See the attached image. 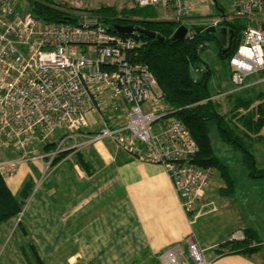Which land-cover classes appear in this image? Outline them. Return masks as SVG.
<instances>
[{
	"label": "built area",
	"instance_id": "obj_1",
	"mask_svg": "<svg viewBox=\"0 0 264 264\" xmlns=\"http://www.w3.org/2000/svg\"><path fill=\"white\" fill-rule=\"evenodd\" d=\"M140 8L162 6L173 20L197 33L191 0H133ZM234 17L243 21L241 43L230 59L233 92L264 71V0H233ZM21 0H0V143L20 157L0 161V172L15 173L22 163L50 160L64 151L112 142L131 157L166 170L187 215L205 197L215 168L197 162L198 145L183 122L168 119L163 93L148 66L136 57L137 37L112 31L91 13L78 22L45 24L23 12ZM216 27V26H215ZM252 51L248 57L241 49ZM259 48V51L256 49ZM233 61H236L234 64ZM264 81V78L260 79ZM90 115L100 130L85 133ZM67 130L58 147L42 155L27 150ZM79 135L85 141L78 143ZM245 238L243 232L232 240ZM177 245L164 255L165 264H211L191 237L187 255Z\"/></svg>",
	"mask_w": 264,
	"mask_h": 264
},
{
	"label": "crops",
	"instance_id": "obj_2",
	"mask_svg": "<svg viewBox=\"0 0 264 264\" xmlns=\"http://www.w3.org/2000/svg\"><path fill=\"white\" fill-rule=\"evenodd\" d=\"M165 12L172 16L169 9ZM224 13L222 10L221 16ZM262 75L264 71L255 81L252 79L257 75L249 77V86L240 92L264 87ZM229 93L235 92L230 89L218 96ZM258 103L256 99L255 105ZM81 138L85 139L84 135L77 139ZM70 142L64 143L67 147L63 153L73 151L68 150L73 145ZM51 144L47 141L44 145L45 153L55 150L48 147ZM87 147L88 156H77L76 174L70 180L57 173L69 161L60 155L52 163L48 159L22 163L15 173L3 174L12 193L23 203L18 216L0 223V232L17 228L20 264H165V253L177 245L185 252L179 259L187 262L191 237L205 250L211 264H264L256 255L264 245L258 228L230 227L220 240L210 235L215 226L211 221L226 219L227 214L209 190L195 211L187 215L163 166L139 161L118 147L113 150L107 142ZM30 148L28 154L36 155L38 151ZM18 157L20 154L0 143V161ZM49 167L54 170L40 187ZM35 183H39L37 190L32 189ZM214 201L218 208L208 211ZM197 221L210 237L197 234ZM10 222L12 225H3ZM247 229L255 230L261 241L256 254H219L223 243Z\"/></svg>",
	"mask_w": 264,
	"mask_h": 264
},
{
	"label": "trees",
	"instance_id": "obj_3",
	"mask_svg": "<svg viewBox=\"0 0 264 264\" xmlns=\"http://www.w3.org/2000/svg\"><path fill=\"white\" fill-rule=\"evenodd\" d=\"M27 1L31 5V11L25 10L23 3L22 11L32 12L45 24H76L78 22V14L72 13L52 0ZM138 8L132 9L130 13L140 17L139 12L144 8ZM96 12L92 11V14L97 15L100 21L112 31H115L116 25L135 27L132 22H137L140 23V26L135 29L141 28L156 33V38L141 35L138 31L131 34L137 37L136 57L148 66L158 81L163 93V104L167 109L166 118L183 122L195 139L198 145L197 162L201 166L223 169L226 172L225 177L229 186L233 189V180L227 174L226 167L215 155L211 144L210 131L215 126L225 142L242 148L245 153V163L250 170H254L251 171V174L254 175L255 158L249 147L246 146L244 136L250 140L253 137L259 139L263 137L261 132L264 129V93L258 95L259 103L257 105L252 99L237 97L233 110L236 112L234 115L236 120H233L228 117V114H222L220 103L212 99L214 95L209 91L212 71L207 69L200 78L194 76V70L199 69V63L202 61L201 52L205 50L206 44L214 42L219 48L220 58L231 59L241 43L246 24L240 20L224 21L220 27H217V32H197L194 38L175 40L174 34L180 24L174 20H160L156 16L140 20H131L127 16L118 18V12L108 8H100ZM222 27H228L233 36L226 52L219 43V30ZM242 110L247 113L241 114ZM240 127L243 128L241 131L243 136L238 133ZM52 145L48 147H53ZM22 211L23 203L12 193L0 172V223L18 216ZM244 235L245 238L240 241L230 240L223 243L220 246L219 254L250 256L258 252L261 241L256 231L247 229Z\"/></svg>",
	"mask_w": 264,
	"mask_h": 264
},
{
	"label": "rangeland",
	"instance_id": "obj_4",
	"mask_svg": "<svg viewBox=\"0 0 264 264\" xmlns=\"http://www.w3.org/2000/svg\"><path fill=\"white\" fill-rule=\"evenodd\" d=\"M52 1H54V3L61 4L62 7L70 10L74 14H92V11L98 12L100 8H108L115 9L119 14L118 18H125V16H127L131 20H140L145 17L156 16L160 20L162 17H166L163 20H173L171 19L173 14L170 16V14L165 12L166 9L162 6L146 7L140 10V17L135 16L131 14L130 11L132 9L139 8L133 0ZM191 2L193 4V9L191 11V21L187 24L188 27H193L195 25H206L216 26L217 28L220 27L224 21H236L234 17L233 0H191ZM22 3L25 10L31 11V5L29 1L23 0ZM222 10L225 12L224 16H221ZM124 11L127 12L125 13L126 15L123 13ZM132 24L135 25V27L140 26V23L137 22H132ZM201 58L202 61L198 66L199 69L194 70L195 78H200L207 69L212 71V76L209 81V91L211 94L217 95L212 99L220 103L222 114H228L229 118L231 117L233 120H236V117L234 116L236 115V112L233 110L236 106L237 97H246L248 99H252L254 103H256L257 96L259 93L264 91V87H261L260 85L252 89L250 88L244 92L229 93L231 95L224 94L220 97L218 94L233 89V84L230 83L232 73L230 59L220 58L219 48L214 42H208L206 44L205 50L201 52ZM262 77H264V75H262L261 78ZM258 78H260L259 75L255 76V79L252 80L255 81ZM240 113L246 114L247 111L242 110ZM100 128V119L97 116L90 115V122L86 131L96 132L100 130ZM242 129L243 128L240 127L238 131L239 134L241 133V136H243L241 132ZM67 133V130H59L50 137L51 139L47 141L51 142L53 144V148L56 149ZM210 140L215 155L226 167L227 174L234 181V187L232 189L225 177L226 172L221 168H215V173L210 182L208 190L210 191V195L216 196L218 198L223 210L227 214V218L214 219V221H211L212 225H215L216 227L214 226L212 228L210 235L213 234L215 240H220L226 236L227 230L230 227L243 226L242 228L244 229L258 228V233L264 242V137H261V139L253 137L250 140L244 136L246 146L249 147L250 152H252L255 158L256 170L254 175L251 174V171L253 172L254 170H250V168H248L247 164L245 163V153L242 148L225 142L221 138L220 132L215 126L211 128ZM47 141L44 143L36 142L30 149L37 150L38 152L35 153L36 155L45 154L46 150L44 149V145H46ZM84 141L85 139L83 138L77 139L78 143H83ZM70 143L73 144V142ZM107 143L113 150L116 148L114 143ZM67 144H69V141ZM88 149V147H84L76 150L78 152L73 150L69 151L68 153L61 154L59 158L69 157V161L64 168H61V170L57 172L58 175L66 176L68 177L67 179L70 180V176L76 174L74 163H76L75 160L78 158L77 156L79 154L81 155L82 153L83 156L87 157L89 151ZM53 170L54 168L49 167L47 172L44 173V179L40 187H42L43 183L45 184L47 179L51 176L50 174ZM51 180H53V177ZM38 186L39 183H35L32 189L35 190L36 188L37 190ZM198 206L199 204L197 207ZM217 208L218 205L215 202L214 205L209 206L208 211ZM220 215L222 216L223 214L220 213ZM200 223L201 222L198 221L196 223L197 226L195 228L197 234H202V236L205 238L210 237L205 229L202 230ZM3 225L9 226L12 224L10 222ZM16 232V227L13 229H8L6 233L4 231L0 232V264H20L18 259L21 258L18 257L16 253L18 252L16 251V245L18 242V235ZM256 255L258 258L264 259V245Z\"/></svg>",
	"mask_w": 264,
	"mask_h": 264
},
{
	"label": "water",
	"instance_id": "obj_5",
	"mask_svg": "<svg viewBox=\"0 0 264 264\" xmlns=\"http://www.w3.org/2000/svg\"><path fill=\"white\" fill-rule=\"evenodd\" d=\"M114 28L116 32H118L119 34H123V35H129V34H132L134 31H138L141 35H146L151 38H156L157 36L156 33L154 32L141 29V28L135 29V27L132 25H129V26L116 25ZM193 29L196 30L197 32H204V31L217 32V28L215 26L195 25L193 26ZM187 33H188V28L186 26L184 25L179 26L177 30L175 31L174 39L184 40L186 39ZM219 33H220L219 43L225 49L224 52H226L229 49L230 40L233 39L232 31L229 30L228 27H222L219 30Z\"/></svg>",
	"mask_w": 264,
	"mask_h": 264
},
{
	"label": "clouds",
	"instance_id": "obj_6",
	"mask_svg": "<svg viewBox=\"0 0 264 264\" xmlns=\"http://www.w3.org/2000/svg\"><path fill=\"white\" fill-rule=\"evenodd\" d=\"M241 51L247 55L248 57H251L253 55L252 51H249L248 49L246 48H242ZM256 51H259V48L256 49ZM233 63L235 64L236 61H233ZM259 63H264V60H260Z\"/></svg>",
	"mask_w": 264,
	"mask_h": 264
}]
</instances>
